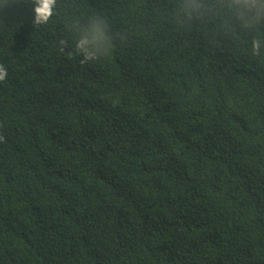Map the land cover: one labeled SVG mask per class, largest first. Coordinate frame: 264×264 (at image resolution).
Wrapping results in <instances>:
<instances>
[{"label": "trees", "instance_id": "1", "mask_svg": "<svg viewBox=\"0 0 264 264\" xmlns=\"http://www.w3.org/2000/svg\"><path fill=\"white\" fill-rule=\"evenodd\" d=\"M190 2L0 0V264H264V19Z\"/></svg>", "mask_w": 264, "mask_h": 264}, {"label": "clouds", "instance_id": "2", "mask_svg": "<svg viewBox=\"0 0 264 264\" xmlns=\"http://www.w3.org/2000/svg\"><path fill=\"white\" fill-rule=\"evenodd\" d=\"M55 5L56 0H35L34 22L36 24H46L53 16ZM188 7L195 11L199 5L195 3V0H191ZM228 7L233 15L244 24L249 23L251 20L264 19V0H228ZM105 27L104 22L98 20L83 30V35L76 42L77 52L83 53L84 56L81 63L96 59V51L93 48H98L99 43L105 39ZM252 47L254 52L259 54L261 41L254 40ZM7 75L8 69L0 64V81H4Z\"/></svg>", "mask_w": 264, "mask_h": 264}]
</instances>
